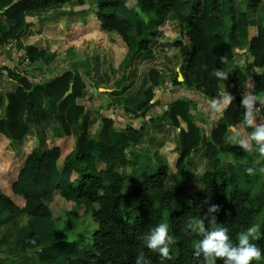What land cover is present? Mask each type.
I'll use <instances>...</instances> for the list:
<instances>
[{
  "label": "trees",
  "instance_id": "trees-1",
  "mask_svg": "<svg viewBox=\"0 0 264 264\" xmlns=\"http://www.w3.org/2000/svg\"><path fill=\"white\" fill-rule=\"evenodd\" d=\"M130 1L20 0L3 13L6 20L15 24L7 28L0 23V31L4 40H15L25 48L30 65L41 62L49 52L64 48L82 50L84 61L96 71L91 82L99 86L116 79L113 85L117 94L131 86V76L140 75L142 68L136 65L137 61L156 62L158 66L147 73L150 80H159L165 65L174 67L182 58L181 72L202 66V57L192 48L201 40L207 17L222 29L215 36L218 59L228 61L234 57L239 46L237 32L247 28L249 53L264 60V0H244L245 8L241 11L236 7L237 0H183L188 12L184 24L168 18L179 7L180 0H137L135 9H130ZM54 4L73 7L75 10L69 15L82 16L85 22L64 26L60 22L63 15L35 21L26 15L29 10ZM216 71H220L218 66ZM8 78L20 87L9 98L7 107L15 116L8 120L7 132L0 131V217L20 211L58 223L91 215L98 230L92 243L83 247L86 259L69 260V264H136L141 253L150 264H208L202 251L195 255L196 246L208 233L226 228L235 244L238 234L257 224L259 218L261 238L250 243L264 251V208L252 205L250 194L241 188L230 161V157L244 158L247 148L239 142L226 145L224 139L229 127L244 129L246 114L241 92L229 91V104L222 119L213 126L211 142L206 147L211 172L200 181L202 192L190 193L188 181H169L171 174L181 175L198 145L191 134L181 131L178 149L168 144L164 152L152 154L150 158L161 168L153 176L144 175L136 186L132 185L135 175L129 172L134 166L129 155L104 145L97 136L85 137L83 128L82 151L64 135L48 141L47 154L42 153L40 143L29 153L25 144L29 131L25 114L35 105L31 83L20 73L9 72ZM144 97L138 109L151 104L153 90H146ZM261 114L264 117V107ZM3 121L2 117L0 124ZM171 122L175 128L176 123L173 119ZM102 128L107 130L109 123L103 120ZM142 131V126L126 129L133 146L140 144L138 135ZM16 143L21 144L19 152L14 147ZM59 161H63L62 167L58 166ZM252 169L245 181L249 186L258 176ZM56 191L66 197L62 204L54 196ZM83 201L92 206L91 210L84 206L76 208ZM212 206H216V211H209ZM197 220L204 225L203 233L193 227ZM159 223H167L174 238L169 245L170 258L163 261L158 252L145 244L150 229ZM215 264H224L223 258H215Z\"/></svg>",
  "mask_w": 264,
  "mask_h": 264
},
{
  "label": "crops",
  "instance_id": "crops-1",
  "mask_svg": "<svg viewBox=\"0 0 264 264\" xmlns=\"http://www.w3.org/2000/svg\"><path fill=\"white\" fill-rule=\"evenodd\" d=\"M18 1L0 0V23H4L7 28H11L15 22L6 20L3 13ZM74 10L73 7L54 4L29 10L26 15L34 21L63 15L60 22L64 26L74 23L82 25L84 17L69 15ZM187 13L180 3L168 18L176 24H184ZM201 31V40L193 46L192 52L202 57V66L181 72L182 58L174 67L165 65L159 80H150L147 73L158 66L156 62L137 61L136 65L142 68L140 75L131 76V86L121 94L115 93L113 83L116 79L99 86L91 82L96 77V71L84 61L82 50L64 48L49 52L41 62L23 66L20 61L26 59L25 48L15 40H4L3 32L0 31V119H4L0 131L6 133L8 120L15 116L7 107L9 98L20 87L16 81L8 78V73H20L31 83L35 103L25 114V121L29 125L25 144L29 153L40 143L42 153L47 154L48 141L64 135L70 138L73 147L82 151L80 130L83 128L85 137L97 136L104 145L119 148L129 155L134 166L128 171L134 173L132 185L136 186L144 175L153 176L160 170V165L150 158L152 154L164 152L168 144L178 149L181 131L191 134L198 145L181 175L171 174L169 181H190L187 190L190 192L192 188L200 187V191L196 192L200 193L203 190L200 181L211 172L206 147L211 142L212 128L222 119V113L230 101L224 98H229L231 90L241 92L243 98L251 94L254 97L250 110L253 125L249 126L244 121L243 131L229 127L224 139L226 145L239 142L247 148L244 158L230 157V161L234 164L241 188L249 192L252 205L264 208V156L257 151V145L251 139L255 127L264 125L261 114L264 107V60L249 53L247 28L238 30L239 46L235 49L234 57L228 61L218 59L216 53L215 36L222 29L207 17ZM217 66L226 73V77L214 75ZM181 75L182 81H179ZM121 80H124L122 76ZM149 89L154 92L153 101L148 107L138 109L145 99L144 92ZM213 99L222 102V107L214 109L211 103ZM248 111L244 106V113ZM172 119L176 123L175 128L172 127ZM103 120L109 123L107 130L102 128ZM141 126L143 131L138 135L140 144L133 146L125 131L129 127L139 129ZM20 146V143L15 144L17 152ZM62 164L63 161L58 162L59 167ZM253 167L258 176L249 186L245 182L248 174L246 170ZM195 181L199 183L197 187ZM61 193L56 191L54 196L62 204L66 197ZM84 202L78 203L76 208L79 204L85 207ZM86 219H92L91 215L54 223L20 211L12 215L3 214L0 217V264H69V260L76 258L85 260V251L78 239L90 227ZM95 226L96 231L88 237L92 238L97 232L98 225Z\"/></svg>",
  "mask_w": 264,
  "mask_h": 264
},
{
  "label": "clouds",
  "instance_id": "clouds-1",
  "mask_svg": "<svg viewBox=\"0 0 264 264\" xmlns=\"http://www.w3.org/2000/svg\"><path fill=\"white\" fill-rule=\"evenodd\" d=\"M214 74L217 77H226V73L223 71H216ZM228 99V97L224 98L225 101ZM253 102L254 97L251 94L245 95L242 100V104L249 110L245 115V122L249 126L254 123L250 111ZM211 103L214 109L222 107V102L216 99H213ZM251 139L257 145V151L264 156V125L255 127V130L251 134ZM246 171L251 174L253 169L248 168ZM209 211H216V206H212ZM193 227L201 233L204 232V225L199 220L194 222ZM260 238L259 224H251L244 231L240 232L235 244L230 239L228 229L216 228L199 242L196 246L197 251L195 255L198 256L202 251L208 264H215V258H223L224 264H261L264 261V251L257 244L250 243V241H256ZM173 242L174 238L169 234V225L167 223L155 225L150 229L145 239L146 247L154 252H158L162 261L170 258L169 245ZM136 264H150V261L145 259L143 253H141L137 258Z\"/></svg>",
  "mask_w": 264,
  "mask_h": 264
},
{
  "label": "rangeland",
  "instance_id": "rangeland-1",
  "mask_svg": "<svg viewBox=\"0 0 264 264\" xmlns=\"http://www.w3.org/2000/svg\"><path fill=\"white\" fill-rule=\"evenodd\" d=\"M180 2L181 3H183V0H180ZM137 0H131L130 1V9H135L136 7H137ZM236 7L237 8H240V9H243L244 10V8H245V5H244V0H237V2H236ZM180 13V12H179ZM85 20L86 19H82V22L81 23H84L85 22ZM170 182H174V183H177L178 181H170ZM189 182L190 181H188V183H187V185L189 184ZM194 185H195V187H197L198 185H199V183L197 182V181H195L194 182ZM200 191V187L197 189V188H192L191 190H190V192L191 193H196V192H199ZM63 193H61V195H62ZM184 199L186 200V201H188V198H187V196L186 195H184ZM85 204H86V208H88V209H91L92 207H91V205L88 203V202H84ZM80 206L78 207V209H80V207L81 206H83L82 204H79ZM86 221V223H90V227L89 228H87L85 231H84V233H83V235H82V238L81 239H78V240H81V245H82V247H84V245L85 244H87L88 242H90V243H92V240H91V237L89 236L88 237V235L91 233H93L94 231H96V229H97V226H95V224H97L94 220H92V219H86L85 220ZM261 222H262V220L259 218V220H257V224H261ZM261 264H264V261H262L261 262Z\"/></svg>",
  "mask_w": 264,
  "mask_h": 264
},
{
  "label": "built area",
  "instance_id": "built-area-1",
  "mask_svg": "<svg viewBox=\"0 0 264 264\" xmlns=\"http://www.w3.org/2000/svg\"><path fill=\"white\" fill-rule=\"evenodd\" d=\"M21 62V64L23 65V66H27V65H29V62L27 61V59H23L22 61H20Z\"/></svg>",
  "mask_w": 264,
  "mask_h": 264
},
{
  "label": "water",
  "instance_id": "water-1",
  "mask_svg": "<svg viewBox=\"0 0 264 264\" xmlns=\"http://www.w3.org/2000/svg\"><path fill=\"white\" fill-rule=\"evenodd\" d=\"M179 81H182V75L180 76Z\"/></svg>",
  "mask_w": 264,
  "mask_h": 264
}]
</instances>
